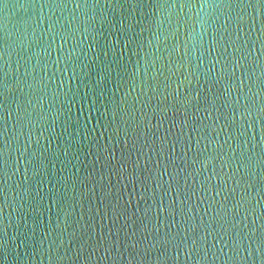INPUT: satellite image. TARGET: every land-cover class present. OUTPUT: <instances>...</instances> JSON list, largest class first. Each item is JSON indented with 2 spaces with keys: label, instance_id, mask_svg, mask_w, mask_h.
<instances>
[{
  "label": "water",
  "instance_id": "water-1",
  "mask_svg": "<svg viewBox=\"0 0 264 264\" xmlns=\"http://www.w3.org/2000/svg\"><path fill=\"white\" fill-rule=\"evenodd\" d=\"M192 2L0 0V264H264V11Z\"/></svg>",
  "mask_w": 264,
  "mask_h": 264
},
{
  "label": "clouds",
  "instance_id": "clouds-1",
  "mask_svg": "<svg viewBox=\"0 0 264 264\" xmlns=\"http://www.w3.org/2000/svg\"><path fill=\"white\" fill-rule=\"evenodd\" d=\"M175 9V4L169 6L167 15L171 16L172 11ZM180 9L181 11L186 12L188 19L191 23L190 30L187 31V34L184 37V51L185 53H188L189 49H191L192 55L194 56L196 46L199 41L203 39V36L207 30V21L214 10V5L207 3L206 0H199V2H195L194 0V2L190 4L180 5Z\"/></svg>",
  "mask_w": 264,
  "mask_h": 264
},
{
  "label": "snow or ice",
  "instance_id": "snow-or-ice-1",
  "mask_svg": "<svg viewBox=\"0 0 264 264\" xmlns=\"http://www.w3.org/2000/svg\"><path fill=\"white\" fill-rule=\"evenodd\" d=\"M237 7L246 8V9H252L253 12H255L257 9H260L261 11H264V4L252 3V0H247V2L238 3Z\"/></svg>",
  "mask_w": 264,
  "mask_h": 264
}]
</instances>
